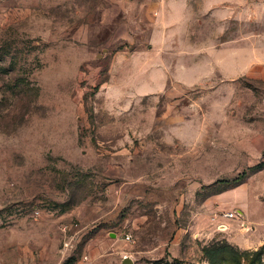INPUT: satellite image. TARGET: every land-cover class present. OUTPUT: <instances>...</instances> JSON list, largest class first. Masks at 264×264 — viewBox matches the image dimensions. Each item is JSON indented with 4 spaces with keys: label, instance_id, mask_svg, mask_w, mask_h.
I'll return each instance as SVG.
<instances>
[{
    "label": "rangeland",
    "instance_id": "obj_1",
    "mask_svg": "<svg viewBox=\"0 0 264 264\" xmlns=\"http://www.w3.org/2000/svg\"><path fill=\"white\" fill-rule=\"evenodd\" d=\"M0 14V256L264 264V0Z\"/></svg>",
    "mask_w": 264,
    "mask_h": 264
},
{
    "label": "crops",
    "instance_id": "obj_2",
    "mask_svg": "<svg viewBox=\"0 0 264 264\" xmlns=\"http://www.w3.org/2000/svg\"><path fill=\"white\" fill-rule=\"evenodd\" d=\"M21 236H16L13 245L17 246V242L19 243ZM12 244V243H10ZM3 255L0 256V264H24L23 263V255L20 249H5L3 250ZM96 261V259L94 258Z\"/></svg>",
    "mask_w": 264,
    "mask_h": 264
},
{
    "label": "built area",
    "instance_id": "obj_3",
    "mask_svg": "<svg viewBox=\"0 0 264 264\" xmlns=\"http://www.w3.org/2000/svg\"><path fill=\"white\" fill-rule=\"evenodd\" d=\"M0 20H1V14H0ZM225 218H227V219H234L235 216H234L233 213H227V214H225ZM131 239H132L131 236H127L126 237V240L128 242L132 241ZM77 264H95V260H94V258L92 257L91 254H89V253H83L82 256H81V258L77 262Z\"/></svg>",
    "mask_w": 264,
    "mask_h": 264
},
{
    "label": "water",
    "instance_id": "obj_4",
    "mask_svg": "<svg viewBox=\"0 0 264 264\" xmlns=\"http://www.w3.org/2000/svg\"><path fill=\"white\" fill-rule=\"evenodd\" d=\"M124 263L125 264H133V262L129 258H125Z\"/></svg>",
    "mask_w": 264,
    "mask_h": 264
},
{
    "label": "trees",
    "instance_id": "obj_5",
    "mask_svg": "<svg viewBox=\"0 0 264 264\" xmlns=\"http://www.w3.org/2000/svg\"><path fill=\"white\" fill-rule=\"evenodd\" d=\"M66 264H68V263H66Z\"/></svg>",
    "mask_w": 264,
    "mask_h": 264
}]
</instances>
